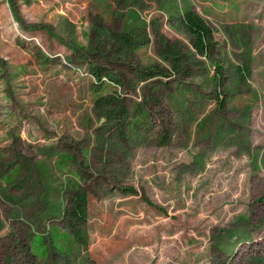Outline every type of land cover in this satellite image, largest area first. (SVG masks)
Returning a JSON list of instances; mask_svg holds the SVG:
<instances>
[{
  "label": "rangeland",
  "instance_id": "374dc122",
  "mask_svg": "<svg viewBox=\"0 0 264 264\" xmlns=\"http://www.w3.org/2000/svg\"><path fill=\"white\" fill-rule=\"evenodd\" d=\"M0 264H264V0H0Z\"/></svg>",
  "mask_w": 264,
  "mask_h": 264
},
{
  "label": "trees",
  "instance_id": "16d2710c",
  "mask_svg": "<svg viewBox=\"0 0 264 264\" xmlns=\"http://www.w3.org/2000/svg\"><path fill=\"white\" fill-rule=\"evenodd\" d=\"M182 25L191 37V43L194 50L205 55L212 45V32L207 23L192 12H186L182 18ZM74 218L81 222V214L84 213L86 207V197L77 196L74 200ZM75 238L79 239V233L74 232Z\"/></svg>",
  "mask_w": 264,
  "mask_h": 264
}]
</instances>
